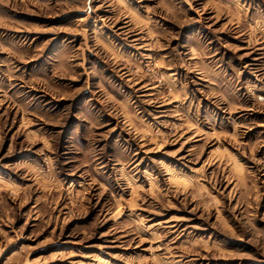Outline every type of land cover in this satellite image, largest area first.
<instances>
[{
    "label": "rangeland",
    "instance_id": "obj_1",
    "mask_svg": "<svg viewBox=\"0 0 264 264\" xmlns=\"http://www.w3.org/2000/svg\"><path fill=\"white\" fill-rule=\"evenodd\" d=\"M0 264H264V0H0Z\"/></svg>",
    "mask_w": 264,
    "mask_h": 264
}]
</instances>
